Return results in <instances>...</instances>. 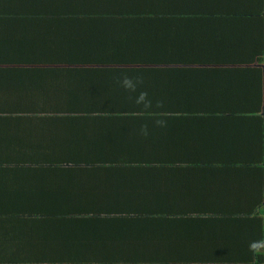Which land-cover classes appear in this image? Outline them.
<instances>
[{"label":"crops","instance_id":"1","mask_svg":"<svg viewBox=\"0 0 264 264\" xmlns=\"http://www.w3.org/2000/svg\"><path fill=\"white\" fill-rule=\"evenodd\" d=\"M47 1L49 15L44 8L36 18L43 23L35 27L42 36L61 30L66 19L67 14L52 13L53 2L60 1L65 11L70 3L94 2ZM141 1L161 6L113 22L111 14L106 29L125 36L122 46L141 54H149L150 42L160 38L177 62L0 66V209L9 204L8 211L23 214H0V230L10 229V234L0 231V246L1 237L3 245L16 240L11 228L17 242L39 229L44 234L35 233V247L41 240L56 247L92 245L102 236L105 249L94 257L101 263L114 255L129 264L138 258L129 255L133 247L152 242L155 251L139 264H264L259 263L264 261V54L261 62L254 59L264 52V17L259 16L264 0ZM51 46L36 45L34 52L48 53ZM107 53L117 54L112 47ZM124 77L131 80L122 89L126 108L98 114L105 110L104 96H112L101 80L118 78L123 84ZM165 101L179 112L167 145V136L157 140L150 124L134 121L157 120L168 109ZM183 112L194 119L193 128L180 120ZM156 146L165 151L151 155ZM85 150L91 155L82 156ZM138 150L145 151L140 170L134 163L109 164L119 160L118 151L125 156ZM129 168L133 174L125 177ZM22 177H67L52 185L66 204L52 205L50 210L58 211L45 217L30 210L37 204H12L25 183ZM31 192L40 198L37 190ZM59 223L55 236L52 228ZM5 248L9 252L0 250V260L11 264L17 249ZM28 259L19 253L13 264Z\"/></svg>","mask_w":264,"mask_h":264},{"label":"trees","instance_id":"2","mask_svg":"<svg viewBox=\"0 0 264 264\" xmlns=\"http://www.w3.org/2000/svg\"><path fill=\"white\" fill-rule=\"evenodd\" d=\"M81 2L82 3L78 4L70 3L71 9L68 11H65V8L61 6L62 4H60V1L53 2L52 13L67 14L64 16L66 19L62 22L63 26L61 30L47 31V35L42 36L41 30H37L36 28H38V24L43 25V23L40 22V20H36V18H41V14H38V12L44 11V8L45 10L48 9L46 16L49 15L50 2L47 0H6V2H3L2 4L0 0V66L14 63L27 65L30 62L34 63L36 61L71 64L78 63L92 66L99 65L106 60L120 61L125 62L126 64L140 62L144 59L150 61H167L169 63L177 62V54L174 52L166 53L170 52V48L166 46V42L162 39H153L150 42V48L148 50L149 54L136 53L135 51H130L122 46L125 36H114L109 33V30L106 29L104 23L105 19L111 14H115L114 19H110V21L113 22L123 18L127 14L133 16V14H144V12L155 11L158 6H161L160 4L154 2L148 3L141 0H94V2ZM259 16L263 18L264 14H259ZM109 36L111 38L114 37V41L112 39L109 40ZM148 39H152V37H144L143 40L147 41ZM48 43L52 45L48 50V53L34 52L38 51L36 45L45 46ZM83 43L85 45H82ZM261 44H264V42L262 41ZM111 47L117 54L107 53ZM262 52L263 49L258 51L255 54L254 59L262 61V56L264 54V52ZM101 81V86L112 96H104L105 104L101 109L105 110L104 112L97 111V113L102 114L111 111H122L126 108V106L122 107L124 103L122 89L125 88V85L120 83L118 78L103 79ZM165 102L168 105V109L157 120L147 122L142 118L139 119L136 117L134 121L138 124H150L152 131L151 134L154 135L157 140H162L164 136H167L165 143V145H167L173 141V139H171L172 136H175V131L170 128L173 126V115L179 112L175 111V103L170 101ZM84 107L85 105L82 109L80 107L77 109L84 110ZM188 115L189 114L183 112V118L180 120H183L187 125L190 124V128H193L194 124L192 121L194 119H189V116L191 117V115ZM169 118H171L170 122L164 124ZM181 121H177L176 123H179V126H186V124ZM165 129H169V135L165 134ZM248 135L252 139L254 138L252 131L249 132ZM87 147L88 146H84L83 148ZM247 150L248 149L245 151ZM161 151L165 150L159 149L156 146L151 152V155L157 154ZM131 152L136 156L131 154ZM81 153L84 157L91 155L89 150H85ZM103 153L104 151H101L100 154L95 156V159L97 156L98 158H101V154ZM144 154L145 151L140 150L127 151V155L124 156L123 151H118L119 160L114 164H109L111 166L120 167L124 164L125 166H128L134 163L140 170V168H142L141 163L145 160V157H143ZM69 167L72 169L71 165H69ZM128 170L129 175L126 174L125 177H131V174H133L132 168H129ZM133 177H135V175ZM145 177L148 176L146 175ZM61 178L64 180L67 177H22L25 183L22 184L19 198L14 199L12 204H16L17 202L18 204L21 202L37 204L39 206L31 207L30 210L35 209L39 211V213L34 215L40 217H45L47 211H58L50 210L51 206L66 204L62 203L64 194L52 185L60 184L57 180H61ZM34 190H37L40 196L37 200L33 197L31 192ZM169 193L165 194V201L170 198V196H168ZM29 195L32 197V200L27 201L25 198ZM8 206L9 204L6 206V209H0V214L4 215L6 218L23 215L22 213H14V210L8 211ZM25 210L29 209L25 207ZM0 231L1 233L10 234V229L8 228H3ZM52 231L54 235L57 236L61 231L60 223L55 224ZM36 232H39V237L43 238L44 231L34 229L31 231V234L20 235L19 240L21 242H17V234L14 236L13 228H11V239L14 237L16 239L14 242L3 245L5 240L1 237V251L9 252L5 247L17 249L12 253L13 255L9 257V262L11 264L15 262L19 253L28 255L29 259L25 264H43V262H47L50 259H55L60 264H67L66 261L70 264H128L123 257H114V255H112V261H107V263H101L102 261L94 260V257L98 254H102L105 249L103 247V242L106 243V240H104L102 236H100V240L96 244L89 245L84 241L83 245H68L63 247L45 245L44 242L46 241L41 240L39 248L35 247L37 245L33 244L36 242L34 239ZM48 236H51V232H49ZM154 251L155 246L152 242L141 247H133V250L129 255L133 258H138L133 260L129 259V264H139L140 260L143 262L146 261V256L148 257L149 254H152ZM259 258L260 257L258 256V259ZM260 262L264 263L263 260L259 261V263ZM0 264H5V262L0 260Z\"/></svg>","mask_w":264,"mask_h":264},{"label":"clouds","instance_id":"3","mask_svg":"<svg viewBox=\"0 0 264 264\" xmlns=\"http://www.w3.org/2000/svg\"><path fill=\"white\" fill-rule=\"evenodd\" d=\"M123 84L126 86V87H129L131 85V80L129 77H124L123 78Z\"/></svg>","mask_w":264,"mask_h":264}]
</instances>
